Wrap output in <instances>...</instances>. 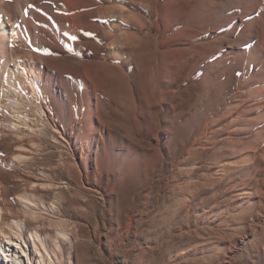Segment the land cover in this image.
I'll list each match as a JSON object with an SVG mask.
<instances>
[{
  "label": "rangeland",
  "instance_id": "obj_1",
  "mask_svg": "<svg viewBox=\"0 0 264 264\" xmlns=\"http://www.w3.org/2000/svg\"><path fill=\"white\" fill-rule=\"evenodd\" d=\"M72 1L0 0V246L25 192L23 264H264V0Z\"/></svg>",
  "mask_w": 264,
  "mask_h": 264
},
{
  "label": "bare ground",
  "instance_id": "obj_2",
  "mask_svg": "<svg viewBox=\"0 0 264 264\" xmlns=\"http://www.w3.org/2000/svg\"><path fill=\"white\" fill-rule=\"evenodd\" d=\"M17 1H18L17 2V4H18L17 7H18L19 11L23 10L24 9V6H25V3H26V0H17ZM138 1L141 4L145 3L144 0H138ZM186 1L190 2V4L191 3L194 4L193 5L194 6L193 9H196L197 7H199L198 5L202 4V2H205L207 0H201V1L200 0H186ZM146 2L147 3H151V4L153 3L150 0H147ZM66 3L70 7L81 4L79 2H73L72 0H66ZM185 3H187V2H185ZM176 4L178 5V3H176ZM170 5H171V8H177L176 7L177 5H175L174 3H171ZM187 5H189V3H187ZM151 6H153V5H151ZM154 7H155V5H154ZM190 8H192V7H190ZM122 11H124V10H122ZM127 11H131V10L128 9ZM96 13H99L100 14V10L99 9H96L94 11H91L90 14L94 16ZM133 13H134V11H133ZM151 14L152 15H155V13L153 14V12H151ZM82 15H84V14H82ZM72 19L73 18H71V20ZM139 22H141V21H139ZM207 26H209V22H207L206 20L205 21H202L201 27H202V29L204 31L205 30H208L207 29L208 28ZM115 29H116L115 30L116 33H111V32L108 33V38L111 39L110 40L111 47L114 44L120 45V47L126 51L125 54L128 55V57L130 56V57H134L135 58L136 53L137 54H140L141 53V51L139 52V49L141 47L138 46L139 38H138V34L137 33L128 32V31H124L123 32L122 27H116ZM142 29H143V27L140 28V31H142ZM187 29H188V31H192V27H189ZM212 29L214 30V28H212ZM3 32L6 35V29H4ZM45 33H50V32L45 31ZM193 33H196V32L194 31ZM218 39L219 40L216 39L215 42L216 41H219L220 42L221 38L218 37ZM31 67L36 72V70H39V62H36V63L32 64ZM144 74H145V72H144ZM113 80H114V77H113ZM140 82H144V81H140ZM15 102H16V100H15ZM22 158H23V156H22ZM18 200L21 201V202H24V204L27 206L26 207L27 209L23 211V213L21 214V216H19V218L18 217H12V216L9 217V216H6V215L4 216V219L10 220L11 224L9 226L8 232L6 233L7 234V236H6L7 243L5 245H1L0 246V264H23L18 259V252H21V251L22 252H25V250L23 251V248H27V246L24 243L25 242V239L23 237V227H25L26 224H27V222H29V221L39 222L38 219H37V217H39V216L36 215L33 212L34 209L32 207H39V208L43 209L42 207L44 206V202H41V203L35 202L36 201L35 198H33V196H31V195H29V194H27L25 192H23L22 194H19L18 195ZM49 208L50 209L51 208L53 209L52 205H49ZM7 220H5V221H7ZM41 228H43V227H41ZM37 232H39L38 229H31V237L33 238L32 244H33L34 247H36V245H35L36 241L39 240V238H38L39 235L37 234ZM1 256L3 257L2 260H1ZM29 263L31 264V261L28 259L27 264H29Z\"/></svg>",
  "mask_w": 264,
  "mask_h": 264
}]
</instances>
